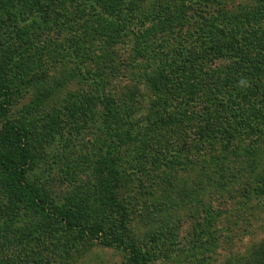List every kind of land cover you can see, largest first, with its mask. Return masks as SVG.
<instances>
[{"label": "rangeland", "instance_id": "obj_1", "mask_svg": "<svg viewBox=\"0 0 264 264\" xmlns=\"http://www.w3.org/2000/svg\"><path fill=\"white\" fill-rule=\"evenodd\" d=\"M43 2L0 0L8 119L41 196L89 229L119 231L127 214L150 264H264V2ZM116 135L126 212L106 179ZM1 188L0 264H132L103 237L11 210Z\"/></svg>", "mask_w": 264, "mask_h": 264}, {"label": "trees", "instance_id": "obj_2", "mask_svg": "<svg viewBox=\"0 0 264 264\" xmlns=\"http://www.w3.org/2000/svg\"><path fill=\"white\" fill-rule=\"evenodd\" d=\"M262 1L264 2V0ZM43 3V0H35V6L39 7V9L43 8ZM52 4H54V2ZM52 4L50 6H52ZM44 6L46 5L44 4ZM46 7L48 8V6ZM48 9H51V7ZM259 40L264 43V34L259 36ZM257 48L261 49L264 54V48H261L258 45ZM138 53L139 50H137V54ZM2 74L4 73L0 67V96L3 99L0 104V114L6 120L5 127L12 133V140L14 143L13 152L8 155L0 153V184L2 187L1 192L3 193V197L5 199L4 201H6L4 202V205L11 208V210H19L22 207L26 212H29L30 214L33 213V216H38L40 218L54 217L59 219L61 224L67 229H78L80 233L92 239L103 237L104 244L123 248L129 251V253L131 252L130 262L132 264H150L151 256L149 255V251H143L142 249L136 247V242L128 231V225L130 222L128 221L127 214L124 217L126 219L122 222L119 231H117L115 227L107 232V230H105V228L101 225H90L89 229L87 225L84 226L82 222L79 221V216L77 217V215H73L72 212H68V210L64 207L55 211L50 202L41 196L40 188L29 179L33 158L28 147L29 144L26 140V136L18 125L8 119L9 110L12 105V93L7 80L4 78L5 74ZM158 98L162 101L167 99L166 94L164 93H162V96H158ZM203 134L204 133L202 131L197 133V136H200L198 138L201 139V141L205 138ZM116 136L119 142H117L118 146L114 148L112 153L114 154V158L113 167H111L109 171L110 178L106 179H109L107 180V183L110 184V192L112 194L109 201L118 210L126 212L127 205L125 198L121 194L125 172L122 166V158H119L123 152L121 151V140L123 139L120 135ZM176 165L177 169L187 168L184 162H177ZM6 217L8 218H3V222H7L11 220V218H15L17 216H12V214H10ZM114 230H116L115 233L118 234V236L114 235V237L117 236L116 238L111 237ZM126 240L130 245L126 244Z\"/></svg>", "mask_w": 264, "mask_h": 264}]
</instances>
